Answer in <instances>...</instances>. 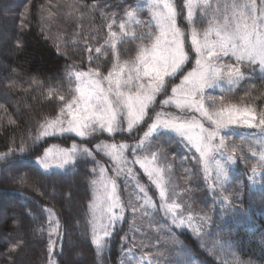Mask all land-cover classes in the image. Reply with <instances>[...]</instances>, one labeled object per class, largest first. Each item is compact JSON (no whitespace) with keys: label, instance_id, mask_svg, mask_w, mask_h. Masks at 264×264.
<instances>
[{"label":"trees","instance_id":"trees-1","mask_svg":"<svg viewBox=\"0 0 264 264\" xmlns=\"http://www.w3.org/2000/svg\"><path fill=\"white\" fill-rule=\"evenodd\" d=\"M97 3L111 7L106 10L103 7L100 10L90 7ZM130 6L140 7L135 19L125 17L121 11ZM26 8L33 18L23 35L25 47L17 51L15 36L19 35L21 14ZM105 11L106 14L101 15ZM149 12L148 0H0V81L3 82L0 83V154L8 152L10 148L17 153L0 159V209H3L0 214V252L6 251L7 243L10 244L8 237H24L29 243L16 255V264H48L49 219L59 222V237L56 233L52 234V241H56L55 252H60V240L64 241L63 254L50 257L54 258V264L57 260L62 264H122L125 252L132 250L139 253L141 248H147L148 254L162 248L165 257L169 256L172 260H175L174 251L182 249L200 264H264V183L251 185L247 179L251 175L249 165L258 164L259 153L264 151V134L247 128L224 133L229 137V151L235 147L236 158V162L229 165L224 187L243 193L242 200L238 201L242 207L235 208L213 204V197L208 191L211 181L204 179L205 164L196 155L184 150L176 135L169 131L154 134L148 145L157 156L170 152L176 165L182 163L183 169H173L178 183L171 186L173 194L170 201L180 205V214L186 226L168 232L166 223L160 217V204L155 198L153 183L142 169L136 167L139 183L147 187L155 202V209H151L148 216L141 215L140 210L135 216L126 211L120 231L99 255L91 244L92 225L88 224L93 219L97 223L94 209L89 208L94 202L96 190L92 181L99 179L101 166L110 171L111 162L103 152L94 151L95 145L101 141L122 143L134 139L127 132L117 133L115 137L104 133L99 139L89 138L85 141L66 134L44 137L34 143L40 124L53 119L62 103L55 98L49 100V92L67 96L73 88L67 77L70 67L87 71L89 67L98 65L104 74L111 68L113 54L105 47L109 38L108 25L112 23L109 16L115 17L113 31L119 33L118 25L123 21L126 31L139 35L144 31V22L150 18ZM41 27L45 33L43 36ZM203 27H207V24ZM57 45L64 55H57ZM139 45L140 41L131 35L118 39L116 47L121 62L134 57ZM88 48L92 49V61H89ZM96 48H101V53L97 54ZM97 55L98 59L95 58ZM193 61L186 65V71L191 69ZM8 84H14V87L9 90ZM212 93L225 95L229 102L240 106L264 110V72L257 67L244 79L231 85L223 83ZM53 104L56 105L55 113L52 111ZM146 129L147 124L142 122L132 134L133 137H137L138 133L143 134ZM73 143L93 150L98 161L95 174L91 173V169L96 160L87 156L79 157L75 166L63 169L45 170L37 162V157L42 156L48 147L58 145L69 148ZM19 146L31 148L21 154ZM252 151L257 152L255 157L251 155ZM242 156L248 159H241ZM216 158L220 159L219 156ZM17 168L21 171L17 175L24 176V182L6 179ZM207 168L212 179H215V162L208 159ZM67 188L74 193L71 201L65 199ZM139 195L137 190L127 199L122 192L126 204L130 201L138 208ZM47 209L51 210V216ZM22 210L27 212L26 217H21ZM205 213L213 217L214 223L198 235L194 229L199 227V217ZM189 215L192 216V227L187 226ZM4 221H7L6 227ZM21 224L24 227H20ZM138 224V227L143 224L145 227L140 231L136 228ZM52 227L57 225L53 223ZM121 237H126V240L122 242ZM142 252L145 254L144 250ZM0 264H6L3 256H0Z\"/></svg>","mask_w":264,"mask_h":264},{"label":"snow or ice","instance_id":"snow-or-ice-1","mask_svg":"<svg viewBox=\"0 0 264 264\" xmlns=\"http://www.w3.org/2000/svg\"><path fill=\"white\" fill-rule=\"evenodd\" d=\"M149 5L150 18L144 22V31L139 35L126 31L123 21L118 25L119 33L113 31L115 17L109 16L112 23L108 25L109 38L105 47L113 54L111 68L104 74L98 65L89 67L87 71L73 70L70 67L67 77L73 88L67 96L49 92V100L55 98L62 103L53 119L40 124L38 135L34 139L35 143L51 135L70 134L85 141L89 138L99 139L104 133L115 137L117 133L127 132L131 134V139L136 141H101L95 145V152H103L116 163L113 169L114 177L105 176L106 169L101 166L100 179L92 181L96 185V196L89 208H99L107 221L101 225L103 236L97 232L95 219L88 221V224L92 225L91 244L95 246L97 255L104 252L120 231L118 225L124 220L126 210L135 216L138 210L155 207L147 187L139 183L132 168L128 167L125 172V168L120 167L121 164L138 165L148 180L155 184L159 190L160 208L166 216L171 213V224H165L169 233L181 228L185 223L176 214L180 205L167 202L168 193L163 183V170L155 164L156 154L152 153V159L138 155L144 148L145 139L161 131L175 132L183 141L193 146L200 154V159L205 161L204 179L206 182L211 181L208 191L213 197V204L235 208L242 207L238 201L242 200L243 193L224 187L229 165L236 162L235 147L229 151V137L224 135V130L236 126L264 134V110L257 111L248 105L231 103L225 95L210 94L214 86L221 87L223 83L234 84L244 79L248 73L255 72L257 67L264 72V0H259V4L257 0H244L243 3L240 0H149ZM90 7L96 10L103 7L106 10L111 6L97 3ZM121 11L125 17L135 19L140 13V7L130 6L128 9L122 8ZM105 14L106 11L101 13ZM21 17L19 35L15 36L17 51L25 47L23 35L33 18L27 8ZM204 24H207V27H203ZM44 34L41 27V35ZM128 35L140 41V45L134 57L121 62L116 41ZM56 47L57 55H64L59 51V45ZM88 52L89 61H92V49L88 48ZM95 52L101 53V48H96ZM95 58L98 59L99 56ZM192 59L194 66L190 71H186V65H189ZM178 78L179 84L171 87L169 94V86ZM12 87L14 84L7 85L9 90ZM162 94L167 98L160 102V109L156 110L154 105L157 97ZM172 106L176 109L175 113L165 111ZM52 111H56L55 104L52 105ZM189 113L193 115L189 116ZM195 114H198L199 118ZM142 122L147 124L143 138L133 137L132 134ZM30 148L31 146H19V151L22 154ZM126 152L133 157L131 161L125 155ZM13 153L17 154L14 148H10L8 152L0 154V159H5ZM251 155L255 157L257 152L252 151ZM81 156L96 160L93 150L73 143L70 149H46L42 156L37 157V162L45 170L63 169L75 166ZM217 156L220 159H217ZM259 156L258 164L249 165L251 175L247 179L251 185L264 183V151L260 152ZM208 159L215 162V179H212L208 172ZM241 159L248 158L242 156ZM97 164L96 160L91 169L92 174H95ZM20 172L17 168L6 179L24 182L25 177L17 175ZM121 180L125 190L130 180L137 181L136 187L143 194L137 197L143 201L139 208L130 201L127 204L121 203L118 194ZM73 197L72 189L67 188L65 199L71 201ZM46 211L49 216L52 215L50 209ZM2 212L3 209H0V214ZM26 216L27 212L22 210L21 217ZM187 220V226L192 227V216L189 215ZM48 223L51 228L47 243L48 264H53L50 257L63 254L64 241L60 240V252H55L56 245L52 241V234L56 233L59 237V222L49 219ZM53 223L57 227H52ZM213 223V217L205 213L199 217V227L194 231L199 235ZM4 226H7V221H4ZM20 227L24 226L21 224ZM125 240L126 237H121L122 242ZM8 241L10 244L7 243L6 251L0 252V256L4 257L6 264H16V255L24 250L29 241L19 235L14 239L8 237ZM55 264H62V261L57 260Z\"/></svg>","mask_w":264,"mask_h":264},{"label":"rangeland","instance_id":"rangeland-1","mask_svg":"<svg viewBox=\"0 0 264 264\" xmlns=\"http://www.w3.org/2000/svg\"><path fill=\"white\" fill-rule=\"evenodd\" d=\"M174 2H178V0H174ZM179 2H182V0H179ZM148 3H149V0H148ZM257 3L259 4V0H257ZM186 11L187 10L185 9V14H186ZM149 15H150V12H149ZM178 23H179V20H178ZM193 66H194V61H193ZM190 70L191 69H189L187 71H190ZM172 83L173 84L169 86V94H170L171 87L175 86L176 84H179V79L177 81H173ZM218 88H219V86H214V88L212 90H210V94L213 95L212 92L214 90L218 89ZM165 98H167V97L165 95H163V94L157 97L156 104L154 105L156 110L160 109V102L163 99H165ZM165 111L175 113L176 109H175L174 106H172V107L166 108ZM188 115L191 116V115H193V113H189ZM195 115H197V117L199 118L198 114H195ZM236 128H243V127L233 126V127L225 129L224 133L226 131L234 130ZM167 131H169V132L173 133L174 135H176L181 147L184 150H186L187 152L192 153V154L196 155L198 158H200V154L198 152H196V150H195V148L193 146L189 145L186 141H183L175 132H173L171 130H167ZM64 135H66V134H64ZM51 136H61V135H51ZM136 138H143V134L138 133V136ZM150 138L151 137L145 139L144 148L138 152V155L141 158L148 157V159H152V153L156 154L155 164L157 166H159L163 170L162 171L163 183H164L165 189H166V191L168 193V201L167 202H168V204H173V205L177 204L175 201H173V202L170 201L171 198H172V194H173V189H172L171 186H176V182L178 183L177 175L174 174V170L173 169H175V167L183 169V166L181 165L182 163H178L176 165L175 159L172 156V153H170V152H168L167 154L160 155L158 157L157 153L151 148L150 145H148V141L150 140ZM134 142H136V141L135 140H133V141L130 140L128 143H134ZM110 143H112V142H110ZM49 148H53V149H70L71 147L68 148V147H63V146H58V145H52V146L48 147L47 149H49ZM125 155L128 157L129 161H131L133 159V157L128 152H126ZM108 159L111 162L110 163V171H105V176L114 177L115 173H114L113 169H115L116 163L110 157H108ZM202 163L205 164V161L202 160ZM120 167L125 168V172H126L128 167H131L132 170H133V173H135L136 176L138 177L137 169H136V167H139L138 165L129 163L127 165L121 164ZM52 169H57V168H52ZM99 179H100V176H99ZM119 183H120V187H119V190H118V194L120 195L121 203H125L126 204V199L123 198L122 192L125 193V196H126L127 199H130L133 196V193L137 192V190H138V188L136 187L137 181L136 180H130L129 184H128V187H127V190H125V187H124V184H123L122 180L119 181ZM152 188L154 189L155 194H156L155 198H156V200H159V204H160L161 201H160V198H159V190L156 188L155 184H152ZM139 194L141 196L143 195L140 192H139ZM95 196H96V190H95L94 200H95ZM149 196L151 197L150 193H149ZM152 201H153V199H152ZM142 203H143V201L140 200L139 205L142 204ZM153 204L155 205L154 201H153ZM151 209L154 210L155 207L154 208L153 207H148L147 209H141L140 210L141 211V215H145V212H147V215H145V216L150 215L151 212H152ZM180 209H181V207H179V209H176L177 217L179 219L184 220L181 217ZM126 211H125L124 217L126 215ZM94 212H95L96 219H97V223H96L97 232L101 236H103V232L101 230V225L103 223L107 222L106 218L103 216V214H102V212L100 211L99 208H95ZM159 213H161L160 217L163 219V221L170 225L171 224V213L167 214V216H166L164 210L161 209V208H159ZM120 224L118 225L119 228H120ZM138 226H140V224H138L136 226V228L138 230H140V231H141L143 226L145 227L144 224L141 225V227H138ZM185 226H186V224L184 223V225L181 226V228H179V229H183ZM161 239L165 240L164 237H161ZM55 244H56V241H55ZM178 245L181 246L180 243ZM143 250L145 251V254L142 252ZM164 252H165V250H163L162 248L161 249H155L153 252H149V254L147 253V248H145V249L141 248V251H139V253H136V252L130 250V251L124 253V258L121 260V263L122 264H200L198 262V260L194 256L189 255L187 253V251L183 252L182 249H178V250H176V252L174 251V256L173 257L175 258V260H172L169 256L165 257ZM181 252H183V254ZM163 257H165V258H163ZM51 260L53 261V264H54V258L53 257L51 258Z\"/></svg>","mask_w":264,"mask_h":264}]
</instances>
